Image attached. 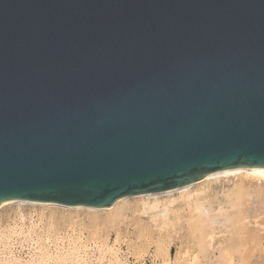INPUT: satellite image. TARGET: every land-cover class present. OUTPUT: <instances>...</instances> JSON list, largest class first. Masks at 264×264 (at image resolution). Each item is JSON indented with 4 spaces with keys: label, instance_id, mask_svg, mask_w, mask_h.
<instances>
[{
    "label": "water",
    "instance_id": "95a60500",
    "mask_svg": "<svg viewBox=\"0 0 264 264\" xmlns=\"http://www.w3.org/2000/svg\"><path fill=\"white\" fill-rule=\"evenodd\" d=\"M242 166L264 167V0H0V205Z\"/></svg>",
    "mask_w": 264,
    "mask_h": 264
},
{
    "label": "rangeland",
    "instance_id": "374dc122",
    "mask_svg": "<svg viewBox=\"0 0 264 264\" xmlns=\"http://www.w3.org/2000/svg\"><path fill=\"white\" fill-rule=\"evenodd\" d=\"M236 182L199 184L191 191H203L201 199L212 210L208 216L218 221L234 213L233 202L248 201L246 191L234 188ZM177 194L172 200L165 197V202L171 201L168 217H158L157 221L151 218L154 212L142 208L139 198L121 203L113 212L7 205L3 212L0 210V264H264V241L257 240L243 251L244 240L236 228L230 230L217 223L209 229L207 224H200L203 220L189 204L192 200L188 203ZM262 203L259 196L256 204ZM226 216L220 221L226 222ZM229 245L243 249L238 252L241 259L225 257ZM258 252L261 255L248 258Z\"/></svg>",
    "mask_w": 264,
    "mask_h": 264
},
{
    "label": "bare ground",
    "instance_id": "6f19581e",
    "mask_svg": "<svg viewBox=\"0 0 264 264\" xmlns=\"http://www.w3.org/2000/svg\"><path fill=\"white\" fill-rule=\"evenodd\" d=\"M233 180L238 181V182L234 183V188H237V189H239V191H242V192H245V191L247 192L245 194H247L246 197H248V201H246V202H233L232 206L234 207V209H236L234 211V213L229 214L228 216L224 215V216H226V218H225L226 222L220 221L221 219L223 220L224 216L221 219H218V221H217L215 218L208 216L209 212L212 210L207 209V207L205 206L206 201L205 200L202 201V199H201V195H203V191L192 192L191 189L193 187H195L196 185H199V184H205V183H212L213 184L216 182L219 183L221 181H225V182L229 183L230 181H233ZM247 182H249L248 186H246ZM220 186H221V184H220ZM221 190H223V189H221ZM212 191H214V190H212ZM176 193H179V195L178 194L177 195L179 197L185 198V200L188 203L192 200L191 203H189V204H192L194 206V211L197 213L196 215H198V218L200 217L203 220L200 224H203V223L207 224L209 226V229H210V227L213 228L214 227L213 225H216L217 223L218 224L222 223L221 225H226L229 227V229H230V227L233 229L236 228L239 232V233L238 232L237 233L241 235V236H239V238L244 240L243 244L245 245V248H244V250L242 249L243 251H248L249 249L247 247L248 246L253 247L257 240L258 241H264V233L262 232V231H264V215H263L264 214V203H262L261 205L256 204V201H257V199H259V196H260V200L262 198L264 200V167H258V166H242V167H238V168L225 169V170L217 171L214 173H209V174L195 180L193 183L185 185V186L176 187V188H172V189H168V190H164V191L149 192V193L141 194V195H137V196H126V197H123V198L116 200L114 205L110 208L92 209V208H89L87 206H70V205L58 204V203H43V202L40 203V202H31V201H24V200H14V201H9V202H5V203L1 204L0 210L3 207H5L3 209H6L7 205L17 204V206L18 205H42V206H47V207H58V208H66V209H73V210H88V211H92V212H94V211H109V210L112 211L113 209L117 208L121 203H124L130 199L139 198V199H142V200H140V201H142V202H140L142 204V208L146 209L148 211L150 210V211L154 212L153 217H151V218H153L157 221L158 217L165 218V216L169 213L171 201L165 202L164 200H167V199H165V197L169 196L171 199L173 197V195ZM162 197L164 199H162ZM173 201H175V199ZM138 204H139V201H138ZM209 208H211V207H209ZM3 209H2V212H3ZM220 210H222V208H220ZM22 212L25 213V211H21V213ZM21 213H20V215H21ZM109 213H111V212H109ZM29 214H30V212H29ZM211 214L212 213L210 212V215ZM221 214L222 213H220L219 216H221ZM260 215H262V216H260ZM108 216H110V215H108ZM57 217H58V215H57ZM57 217H56V219H57ZM166 217H168V216H166ZM84 218L85 217H83V219ZM198 218H196V220ZM24 219H23V221H24ZM153 219H152V221H153ZM3 220L5 221V219H3ZM165 220H167V219H165ZM26 221H28V220H26ZM29 223H30V220H29ZM26 228L28 229V227H26ZM245 233L247 235H245ZM211 236H212V232H211ZM229 240H230V238H229ZM226 241H228V240H226ZM233 242H235V240H233ZM241 244L242 243H240V245ZM240 245H239V247H240ZM237 247L232 246V245L226 246L225 257L227 259H241L240 253L242 250L240 251L238 249L239 247L238 248ZM235 248H237L238 251ZM236 251H237V253L240 251V253H238L239 255L238 254L236 255ZM259 253L260 252L255 253V254L253 253L252 255L250 254V255H248V258L250 259L252 256L257 257L258 255H261Z\"/></svg>",
    "mask_w": 264,
    "mask_h": 264
}]
</instances>
